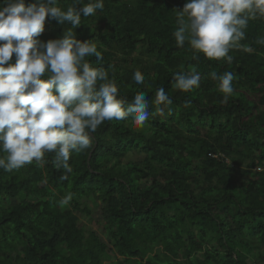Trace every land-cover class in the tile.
Segmentation results:
<instances>
[{
    "label": "trees",
    "instance_id": "trees-1",
    "mask_svg": "<svg viewBox=\"0 0 264 264\" xmlns=\"http://www.w3.org/2000/svg\"><path fill=\"white\" fill-rule=\"evenodd\" d=\"M186 2L104 0L72 29L97 44L101 58L86 59L108 72L125 107L145 93L149 117L143 128L131 116L105 121L89 149L71 153L67 179L52 153L43 167L0 169V264H105L112 257L116 264H264V45L256 43L264 18L249 21L231 62L193 58L190 44L178 47L173 35ZM73 3L59 0L65 11ZM71 27L46 18L39 39L62 38ZM193 69L200 86L175 89L174 75ZM137 70L144 84L133 80ZM212 72L233 74L227 101ZM159 88L171 105L154 104ZM91 201L100 206L108 244L81 227Z\"/></svg>",
    "mask_w": 264,
    "mask_h": 264
},
{
    "label": "clouds",
    "instance_id": "clouds-1",
    "mask_svg": "<svg viewBox=\"0 0 264 264\" xmlns=\"http://www.w3.org/2000/svg\"><path fill=\"white\" fill-rule=\"evenodd\" d=\"M0 169L18 170L34 161L43 167L45 154H54L53 165L67 175L71 153L92 146L91 134L105 121L132 117L143 128L149 117V102L138 92L132 103L119 98L118 87L104 68H96L86 59L101 58L94 41H81L72 30L81 25V17L95 15L104 8V0H74L62 10L59 0H0ZM77 4L83 7L77 9ZM46 18L72 27L62 38L43 42ZM264 18V0H187L177 11L178 28L173 35L178 47L186 42L194 51L210 60L231 62V49L241 47L250 20ZM256 43L264 45V37ZM252 51L250 47L244 49ZM13 54L15 60L12 62ZM218 81L224 101L233 93V74L210 73ZM175 89L188 92L200 86L201 75L193 71L176 73ZM136 84H144V75L133 74ZM173 101L159 88L155 105L167 107ZM157 114L163 116L164 108ZM71 194L61 204H68Z\"/></svg>",
    "mask_w": 264,
    "mask_h": 264
},
{
    "label": "rangeland",
    "instance_id": "rangeland-1",
    "mask_svg": "<svg viewBox=\"0 0 264 264\" xmlns=\"http://www.w3.org/2000/svg\"><path fill=\"white\" fill-rule=\"evenodd\" d=\"M264 142V140H261ZM15 201H7L8 205L14 204ZM92 214L89 218L85 219L83 216L79 215L81 227H84L87 232L95 231L100 238L101 242L108 244L109 238L103 229V220L101 217V210L99 204L95 201H91ZM111 258V257H110ZM117 261L114 257L106 261L105 264H116Z\"/></svg>",
    "mask_w": 264,
    "mask_h": 264
}]
</instances>
